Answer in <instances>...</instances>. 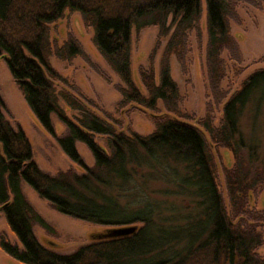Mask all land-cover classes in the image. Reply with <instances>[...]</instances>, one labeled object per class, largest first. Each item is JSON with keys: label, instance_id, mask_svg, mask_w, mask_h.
Returning <instances> with one entry per match:
<instances>
[{"label": "trees", "instance_id": "obj_1", "mask_svg": "<svg viewBox=\"0 0 264 264\" xmlns=\"http://www.w3.org/2000/svg\"><path fill=\"white\" fill-rule=\"evenodd\" d=\"M203 0H0V56L37 119L53 132L55 113L65 131L57 141L69 159L82 165L50 174L38 167L21 128L11 126L0 95V211L15 237L0 231V249L24 264H264L257 249L264 244V209L249 204L250 194L264 184V151L251 158L238 131L246 104L255 97V112L264 98V68L249 73L222 107L213 124L211 103L203 117L181 111L182 95L170 72L174 56L185 73L188 33L199 30ZM206 70L210 92L217 102L225 96L220 83L226 75L223 51L241 61L230 33L236 0H204ZM66 10L78 11L109 68L118 76L115 88L119 110L148 112L154 129L147 134L124 130L112 113L67 88L68 81L50 57L70 61L88 58L72 35L52 45L50 26ZM157 26L155 45L146 66L138 67L142 89L131 73V28ZM199 34V33H198ZM166 38L158 70L154 58ZM261 59H264L262 56ZM58 82L64 86L58 88ZM62 101L75 113L68 115ZM163 108L162 110L160 108ZM105 136L106 146L96 136ZM83 142L94 162L87 166L76 149ZM211 146L232 151L234 163L224 171L229 209L215 182ZM247 147V148H246ZM246 150V154L243 153ZM163 177L171 185L167 198L154 197L148 179ZM29 184L58 212L104 226L92 240L72 252H59L40 243L33 225H51L26 198L21 182ZM185 195L192 206L183 210L170 195ZM129 225L121 236H102Z\"/></svg>", "mask_w": 264, "mask_h": 264}, {"label": "rangeland", "instance_id": "obj_2", "mask_svg": "<svg viewBox=\"0 0 264 264\" xmlns=\"http://www.w3.org/2000/svg\"><path fill=\"white\" fill-rule=\"evenodd\" d=\"M235 10L236 16L229 20L230 33L241 51V61L236 62L229 59L228 52L223 51L226 75L220 83V90L225 92V96L220 99V102L214 99L208 86L204 0L198 23L199 30H192L188 33L185 73L182 72L177 59L174 56L170 58L171 76L182 95L181 111L200 118L205 115L206 105L209 102L212 105L210 115L213 117L214 125L219 123L224 102L235 90L240 88L242 80L253 70L264 68V59H261L264 56V0H236ZM157 32L158 28L154 25L139 30H136L135 27L131 28V73L134 82L141 89L138 67L147 65L148 55L155 45ZM69 35L79 41L88 58L76 56L72 60L66 61L55 56L50 57L53 68L67 79V88L75 94H78L77 89L84 97L112 113L115 119H120L122 124L119 126L124 130H133L140 134L150 133L154 129V123L148 112L139 109L129 111L128 108L122 110L117 108V102L121 95L115 85L120 83V80L98 52L92 40L93 29L84 25L78 11L66 10L64 16L50 26L49 38L52 45L62 43ZM165 42L166 38H162L156 51L154 58L156 72ZM69 85H73L76 89ZM61 86H64V83L58 82V88ZM0 95L4 102L5 117L12 127L22 129L31 145L33 159L40 169L53 175L59 170L68 168H72L78 173L83 171L82 165L69 159L57 141V136L65 131L64 124L55 113L51 114L53 132L41 124L25 101L2 56H0ZM254 99L255 97L246 104L242 111L238 121V131L248 148L249 145L254 146L250 157L261 160L264 151V98L258 112H255L256 101ZM60 104L66 109L68 115L75 113L62 101ZM96 140L106 146L105 136L97 135ZM75 145L84 163L91 166L94 158L88 147L81 141H76ZM211 148L214 155L215 182L228 210L230 203L225 187L224 171L233 165V153L221 146H211ZM243 153L246 154V150H243ZM169 184L163 177L150 178L147 182L148 187L156 192L154 197L160 200L167 198L163 191L166 187L171 186ZM21 186L31 205L52 227L51 231H47L38 224L33 225V233L43 245L47 244V240H51L57 244L55 249L59 252H72L77 247L89 243L95 231L104 229V226L96 223L58 212L48 201L39 197L29 184L22 181ZM168 198L174 205L180 206L182 211L190 209L192 206L190 199L185 195H170ZM249 201L251 207L264 209V184L258 185L251 192ZM0 231L5 232L11 242L15 241L1 211ZM257 252L264 255V244L257 249ZM0 264L24 263L15 260L0 249Z\"/></svg>", "mask_w": 264, "mask_h": 264}, {"label": "water", "instance_id": "obj_3", "mask_svg": "<svg viewBox=\"0 0 264 264\" xmlns=\"http://www.w3.org/2000/svg\"><path fill=\"white\" fill-rule=\"evenodd\" d=\"M135 229H136L135 225H129V226H126V227L113 229V230L109 231L107 234L101 235V236H98V237H102V236L112 237V236L128 235V234L132 233ZM46 245H49V246H52V247H56L57 244L54 241L47 240V244Z\"/></svg>", "mask_w": 264, "mask_h": 264}]
</instances>
